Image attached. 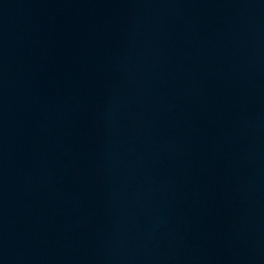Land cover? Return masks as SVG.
<instances>
[{
	"label": "water",
	"instance_id": "water-1",
	"mask_svg": "<svg viewBox=\"0 0 264 264\" xmlns=\"http://www.w3.org/2000/svg\"><path fill=\"white\" fill-rule=\"evenodd\" d=\"M0 264H264V0H0Z\"/></svg>",
	"mask_w": 264,
	"mask_h": 264
}]
</instances>
